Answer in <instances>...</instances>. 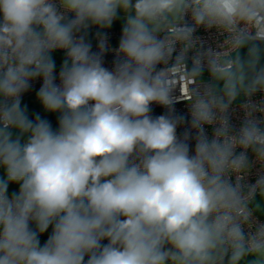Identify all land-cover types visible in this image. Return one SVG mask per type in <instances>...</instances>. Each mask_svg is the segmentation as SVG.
<instances>
[{"label":"clouds","instance_id":"1","mask_svg":"<svg viewBox=\"0 0 264 264\" xmlns=\"http://www.w3.org/2000/svg\"><path fill=\"white\" fill-rule=\"evenodd\" d=\"M257 93L264 0H0V264H264Z\"/></svg>","mask_w":264,"mask_h":264},{"label":"built area","instance_id":"2","mask_svg":"<svg viewBox=\"0 0 264 264\" xmlns=\"http://www.w3.org/2000/svg\"><path fill=\"white\" fill-rule=\"evenodd\" d=\"M104 32V31H108L109 32V36H110V43L112 44L113 47L117 46V41H118V35L121 31V29L119 28H114L111 30H100L98 29V27H93L89 30L87 39L89 42L92 43L93 45V50H97V45H98V40L99 38L96 36L97 32ZM196 35H198L200 37V41L203 43V45L205 47H214L218 50H222L224 45L222 43V36L220 33H217L215 31H204L203 29H200ZM60 57H63L62 53H59ZM114 58V54L113 53H108L105 56V66L111 68L112 67V61ZM59 70V66L57 65V72ZM57 82H59L57 80ZM40 82H37L35 85V89H38ZM184 88L183 83H181L176 92L175 95L177 97L180 98V100H178V102L175 104V109H176V114L177 115H184L186 117V120L189 121V123H185L182 124L180 126H178L177 128V134L181 135L186 129L190 128V116H189V110L186 106V103L183 101L184 97L181 95V90ZM34 89V90H35ZM33 90V91H34ZM33 91L27 93L24 95V98L28 97ZM253 102L255 103H264V95L257 93L256 96L253 97ZM242 101H237L234 103L232 110H231V123L238 128L240 126V124L243 122L244 119V114L243 111L241 109V104ZM153 111L152 114L153 115H161L166 113L167 109H164L163 107L159 106V105H153L152 106ZM193 131V135L195 134L194 130ZM211 129H208L209 134H211ZM191 143L194 146V141H191ZM258 172V169H256L255 167L253 168V172L251 176L246 177V180L248 181H252L254 179V177L256 176Z\"/></svg>","mask_w":264,"mask_h":264},{"label":"rangeland","instance_id":"3","mask_svg":"<svg viewBox=\"0 0 264 264\" xmlns=\"http://www.w3.org/2000/svg\"><path fill=\"white\" fill-rule=\"evenodd\" d=\"M120 23H122V22H120ZM114 28H119L120 29L119 23L114 22V25H113L112 29H114ZM58 55H59V53L58 54H54V58L56 59L57 65L59 66L62 57H59ZM34 96H35V91H33L28 97L22 99V104H27L29 106V112L30 113L39 112L42 117L50 119L52 121L53 128L55 129L58 126L56 118L52 114L44 113L43 110L41 109V107L36 103V101L34 99ZM262 206H264V205H262Z\"/></svg>","mask_w":264,"mask_h":264},{"label":"trees","instance_id":"4","mask_svg":"<svg viewBox=\"0 0 264 264\" xmlns=\"http://www.w3.org/2000/svg\"><path fill=\"white\" fill-rule=\"evenodd\" d=\"M60 57V55H58ZM57 62V61H56ZM15 190V186H11L10 185V188H9V193H11L12 191ZM49 233H50V230H49ZM41 243L43 244L45 241H46V235L44 237L41 238Z\"/></svg>","mask_w":264,"mask_h":264}]
</instances>
